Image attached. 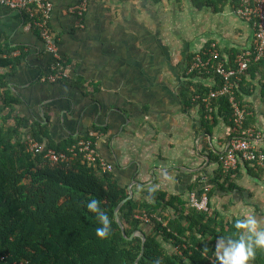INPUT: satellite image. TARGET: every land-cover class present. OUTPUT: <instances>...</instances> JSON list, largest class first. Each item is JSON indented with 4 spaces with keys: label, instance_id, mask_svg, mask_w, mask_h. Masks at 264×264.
Instances as JSON below:
<instances>
[{
    "label": "crops",
    "instance_id": "0c3cea01",
    "mask_svg": "<svg viewBox=\"0 0 264 264\" xmlns=\"http://www.w3.org/2000/svg\"><path fill=\"white\" fill-rule=\"evenodd\" d=\"M78 1L54 0L51 17L59 53L70 64L71 78L64 81L49 78L56 59L29 18L0 4V50L18 59L0 66L7 89L19 99L15 114L46 126L45 147L94 138L136 199L150 201L154 189L187 206L189 194L208 184L212 210L225 221L256 215L264 226V171L241 164L234 175L239 189L226 192L216 184L218 156L232 137L230 118L217 114L208 126L204 109L181 95L196 53L216 45L233 62L252 48L254 29L236 14L237 1L217 10L197 8L193 0H89L83 18L71 12ZM263 73V66L251 67L241 92L250 109L248 126L262 133L258 147L264 150ZM196 81L211 86L215 77ZM176 205L167 216L179 215L182 205Z\"/></svg>",
    "mask_w": 264,
    "mask_h": 264
},
{
    "label": "trees",
    "instance_id": "16d2710c",
    "mask_svg": "<svg viewBox=\"0 0 264 264\" xmlns=\"http://www.w3.org/2000/svg\"><path fill=\"white\" fill-rule=\"evenodd\" d=\"M228 1L193 0L197 8L211 6L217 10H221ZM235 1L237 5L240 2ZM222 59L227 66H235L234 61H228L223 56ZM13 61L17 63L18 59L8 55L4 57L3 50H0V66L13 65ZM62 64L70 71L66 60L63 59ZM253 66L264 67V56L251 63L250 68ZM245 75L239 82L237 97L249 112L248 126L250 109L242 100L241 92L245 89ZM187 76L189 79L181 90L185 103L202 107L208 126L217 114H226L234 130L233 107L228 97L213 100L212 112L205 109L204 99L212 89L220 86V77L214 74L215 84L207 86L196 81L198 77H209L206 72ZM0 87L5 89L0 93V264H218L216 242L221 236L237 233L235 221L241 218L225 221L212 210L213 189L208 193L209 211H200L188 202L186 206V201L162 191H152L150 201L132 197L119 211L125 226L124 235L115 211L129 196V190L119 183L114 171H104L99 159L91 162L78 148L75 149L77 155L71 151L81 139L93 141L94 138L86 135L64 144L47 146L71 156L58 162L47 158L45 152L35 154L29 151L27 137L31 136L44 145L47 128L15 114L14 106L19 99L7 89L4 75H0ZM217 160L221 176L215 180L216 184L226 192L239 189L234 175L242 165L224 172L221 156ZM243 164L251 165L249 162ZM254 167L264 171L258 165ZM203 191L204 188L198 193ZM90 199L100 200L101 208L112 221L108 239L102 240L96 235V228L101 225L95 214L87 210L86 204ZM176 202L182 206L176 208L179 215L171 218L166 212L171 206L176 207ZM143 213L151 217L150 222L137 218ZM145 224L151 227L150 232L143 227ZM135 232L141 235L130 239ZM143 235L146 241L142 254ZM167 243L175 250L170 251ZM205 247L208 248L207 253L202 252ZM252 264H264V249H257Z\"/></svg>",
    "mask_w": 264,
    "mask_h": 264
},
{
    "label": "built area",
    "instance_id": "2783aa9c",
    "mask_svg": "<svg viewBox=\"0 0 264 264\" xmlns=\"http://www.w3.org/2000/svg\"><path fill=\"white\" fill-rule=\"evenodd\" d=\"M88 3L89 0H79L71 7V12L79 18H83L88 9ZM0 4L25 14L30 20V25L39 31L46 45V50L52 53L56 59L49 78L54 81L68 79L70 77L69 67L62 64L63 58L59 53V40L51 28L54 0H0ZM235 12L253 26L255 34L252 48L235 56V66H227V62L222 59L217 46L212 45L206 51L196 53L187 69L188 74L206 72L209 75L216 74L220 77V86L212 89L204 99L207 110L212 112L214 106L211 102L224 96L228 97L233 107L234 133L221 156L224 172H230L245 162L264 168V150L258 147V144L263 140L262 133L246 125L249 112L237 97V89L242 76L247 74L251 63L259 61L264 56V0H240ZM196 99H199V96H196ZM26 143L29 151L35 154L45 152L46 157L53 162L67 160L71 157L65 152L58 153L54 149L45 147L31 136L27 137ZM76 148L85 153L91 162H96L99 159L104 171L113 170V165L102 158L93 141L81 140L71 149L74 155L78 154L75 151ZM210 191L211 187L207 184L201 194L196 191L191 192L188 204L200 211H209L208 193ZM137 218L144 222L151 221V217L145 213L138 214ZM177 251L181 253L180 250ZM13 264L23 263L15 262Z\"/></svg>",
    "mask_w": 264,
    "mask_h": 264
},
{
    "label": "clouds",
    "instance_id": "9594fccd",
    "mask_svg": "<svg viewBox=\"0 0 264 264\" xmlns=\"http://www.w3.org/2000/svg\"><path fill=\"white\" fill-rule=\"evenodd\" d=\"M86 207L89 212L95 214L101 225L96 228L97 237L102 240L108 239L112 231V221L101 208L100 200L90 199ZM235 228L238 230L237 233L221 236L216 242L215 256L218 264H252L257 249H264V226H261L256 215H246L242 219H237ZM207 251V247L202 250L203 253Z\"/></svg>",
    "mask_w": 264,
    "mask_h": 264
},
{
    "label": "water",
    "instance_id": "95a60500",
    "mask_svg": "<svg viewBox=\"0 0 264 264\" xmlns=\"http://www.w3.org/2000/svg\"><path fill=\"white\" fill-rule=\"evenodd\" d=\"M132 197H133V191H132V189H131V187H130V188H129V196H128L127 198H125V199L119 204V206L117 207V209H116V211H115L116 220H117L118 223L120 224V226H121V228H122V231H123L124 235H126V233H125V226L123 225V222H122V220H121V216H120L119 211H120L121 207H122V206H123V205H124L129 199H131ZM136 235H141V233H140V232H135V233H133L132 236L130 237V239L134 238V236H136ZM145 241H146V236L143 235V251H142V254H143V252H144ZM141 256H142V255H141ZM141 256L139 257V259L141 258ZM139 259H138V260H139Z\"/></svg>",
    "mask_w": 264,
    "mask_h": 264
},
{
    "label": "rangeland",
    "instance_id": "374dc122",
    "mask_svg": "<svg viewBox=\"0 0 264 264\" xmlns=\"http://www.w3.org/2000/svg\"><path fill=\"white\" fill-rule=\"evenodd\" d=\"M263 190H264V185H263V188H262ZM263 198H264V193H263V196H262ZM227 205V204H226ZM229 207V206H228ZM165 225H166V222H165Z\"/></svg>",
    "mask_w": 264,
    "mask_h": 264
}]
</instances>
